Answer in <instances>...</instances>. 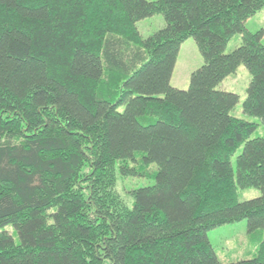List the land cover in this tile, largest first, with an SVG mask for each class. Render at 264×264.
<instances>
[{"label": "trees", "instance_id": "1", "mask_svg": "<svg viewBox=\"0 0 264 264\" xmlns=\"http://www.w3.org/2000/svg\"><path fill=\"white\" fill-rule=\"evenodd\" d=\"M263 9L0 0V264H264V138L218 90L243 66L242 112L264 122V31L246 29ZM154 16L164 27L143 38ZM188 39L203 64L182 91L170 79ZM123 178L152 184L126 203ZM248 189L259 197L240 202ZM241 221L254 252L222 263L207 235Z\"/></svg>", "mask_w": 264, "mask_h": 264}, {"label": "rangeland", "instance_id": "2", "mask_svg": "<svg viewBox=\"0 0 264 264\" xmlns=\"http://www.w3.org/2000/svg\"><path fill=\"white\" fill-rule=\"evenodd\" d=\"M163 27L164 21L161 16H154L137 24V29L143 38H147L152 33L162 29ZM246 29L250 33H256L260 30L264 31V9L247 21ZM240 42L241 37L239 35L232 37L227 44L226 52L228 53L234 50L240 45ZM201 63L203 64L202 57L195 42L192 39L186 40L182 47V51L177 58L174 71L170 79V85L182 91L187 90L189 86L190 74L199 68ZM249 81V73L243 66H239L234 75L226 78L218 86V90L233 93L239 97V103L232 112V115L238 119H242L250 123H256L257 127L255 133L253 134V138H264V122H261L256 118L245 116L242 112V104L245 99V93L249 85ZM234 161L235 158L233 157L232 162ZM151 184L152 181L140 178H123L118 180L116 191L126 203H129L130 191ZM257 197H259V192L255 189L243 191L239 190L238 192V200L240 202H245ZM8 232L11 234L10 229H8ZM207 236L217 258L222 263H233L242 259H247V256L249 255H245L244 253L247 251L250 255H252L254 252V248H250L253 243L247 235L245 221L216 228L210 231Z\"/></svg>", "mask_w": 264, "mask_h": 264}, {"label": "crops", "instance_id": "3", "mask_svg": "<svg viewBox=\"0 0 264 264\" xmlns=\"http://www.w3.org/2000/svg\"><path fill=\"white\" fill-rule=\"evenodd\" d=\"M183 45H184V43H183ZM183 45L180 47L179 55H180V53H181V51H182V47H183ZM179 55H178V57H179Z\"/></svg>", "mask_w": 264, "mask_h": 264}, {"label": "bare ground", "instance_id": "4", "mask_svg": "<svg viewBox=\"0 0 264 264\" xmlns=\"http://www.w3.org/2000/svg\"><path fill=\"white\" fill-rule=\"evenodd\" d=\"M105 62V61H104Z\"/></svg>", "mask_w": 264, "mask_h": 264}]
</instances>
